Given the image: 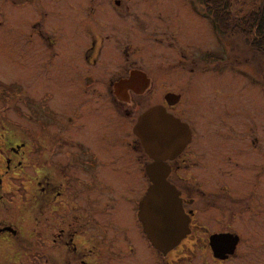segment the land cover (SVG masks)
Segmentation results:
<instances>
[{
	"label": "flooded vegetation",
	"instance_id": "obj_1",
	"mask_svg": "<svg viewBox=\"0 0 264 264\" xmlns=\"http://www.w3.org/2000/svg\"><path fill=\"white\" fill-rule=\"evenodd\" d=\"M22 1L26 7V1L35 4L29 11L33 16L23 20L38 40L35 51L48 56L45 60L54 69L53 76L61 83V91L72 96L74 107L63 115L37 109V131L31 129L30 134L33 144L25 139L27 123L19 126L23 140L4 158L11 167L10 156L19 154V166H24L20 171L27 172L28 155L20 151L34 147L37 182L31 205L36 215L32 218L35 241L22 232L19 221L3 219L0 238L15 237L21 247H35L36 264H264V138L252 137L255 130L252 136L246 133L248 137L239 139L221 132L224 137L220 138L219 130L212 141L195 144L191 125L178 109L185 100L195 101L194 106L198 103L192 86L191 97H185L188 83L182 87L171 83L174 90L165 84L159 88L154 85V74L150 76L139 65L140 32L153 24L175 27L172 38L176 42L184 38L189 44L201 42V0H182L184 8L177 15L168 14L169 5L164 1L160 5L158 0ZM74 7L78 15L72 17L69 13ZM82 19L84 24L79 22ZM195 49L199 52L193 55L202 52L200 44ZM260 65L264 82V63ZM20 90L27 102L26 88ZM156 105L188 124L192 134L176 156L163 161L169 167L166 179L177 189L189 218V230L176 246L162 250L153 245L139 216L140 203L152 183L146 168L154 159L134 131L140 114L130 122L132 112L143 107L142 114ZM27 109L21 102L19 111L24 118ZM194 110L197 121L201 110ZM38 112H46L47 119L42 120ZM103 112L113 113L125 131V139L118 141L122 153L109 164L75 137L91 116L104 119ZM212 112L219 121L228 117L219 116L215 109ZM96 130L98 140L109 139L105 129ZM202 160L207 170L196 169ZM216 161H226L228 168L219 173ZM107 165L113 175L106 171ZM215 170L223 174L222 185L204 189L200 181L186 182L187 175L207 176ZM12 172L0 173V198L7 202L11 187L4 186L5 177L15 188L24 183L16 181ZM124 184L127 189H122ZM48 248L50 252L44 253Z\"/></svg>",
	"mask_w": 264,
	"mask_h": 264
},
{
	"label": "rangeland",
	"instance_id": "obj_2",
	"mask_svg": "<svg viewBox=\"0 0 264 264\" xmlns=\"http://www.w3.org/2000/svg\"><path fill=\"white\" fill-rule=\"evenodd\" d=\"M158 1L160 5L164 2L169 5L167 13L170 15L181 14L183 11L181 10L184 8L182 7V0ZM23 3L22 0H0V85L9 88V92H4L0 88V173L6 169H9L10 172L17 171L18 174L12 172L11 175L18 177L14 179L19 183L24 182L22 187L15 188L8 183V177H5L4 186L9 184L7 187H11L10 199L7 202L0 198V220H8L14 223L19 221L22 224L20 225L22 232L26 234L28 239L31 238L35 241V236L32 233L36 223L32 218L36 215L34 206L31 205L35 202L37 182L34 172L36 153L32 150L34 147H27L20 151L23 152L22 154L25 152V155H28L25 166L27 172L20 171L24 169V166H19L21 159L19 154L15 156L13 153L10 156L12 157L11 167L6 166L8 163L4 157L9 155L11 147L20 141L22 142L24 133L19 130V126L23 123H27L29 129L25 139L29 144H33L30 134L31 129L33 132L37 131L35 129L37 126V120H35L37 109L51 110L63 115L71 112L74 103L72 96L61 91V83L53 76L54 69L50 66L51 64L49 65L48 60H45L48 56L38 54L37 50L35 51L38 40L32 36L30 31H27L26 22L23 21L25 17L33 16V13L29 11L35 9V4L26 1L25 4L28 5L26 7V5H22ZM199 8L202 12L201 32L203 35V37H199H202L200 43L189 44L187 38L176 42L172 38L176 28L172 25L167 28L164 24L158 27L157 24H153L148 27L147 31L142 33L139 31L140 68L149 73L150 76L154 74V85L159 88V85L165 84L169 89L174 90L175 87L169 86L171 83L173 85L180 84L181 87L188 83L189 86H186L188 91H185V97H191L190 87L192 86V91H195L199 100L198 103L194 106L195 101L192 99V101L185 100L180 103L178 109L183 111L184 120L191 125L195 144H197L196 142L212 141L213 137L219 136V130H221L219 132L220 138L224 137L221 135L222 133H228L234 139L244 138L252 136L254 130L252 137L264 138V82L259 70L260 64H263L264 60L259 55L253 56V51L246 47L241 38L228 39L221 35L216 31L210 17L205 13L204 6H199ZM72 10L69 14L72 17L77 16L76 7ZM160 10L165 12L162 7ZM48 14H50L49 10ZM79 22L84 24L83 19ZM71 26L73 25L70 24ZM199 44L202 52L193 55L195 51L199 52L198 49H195ZM193 57H197L198 60L192 61ZM253 57L255 58L253 59ZM153 70H155L154 73ZM20 88H26L27 102L22 99ZM21 102L28 107L26 118L19 111ZM139 105L142 104L139 103ZM141 108L132 112L130 119L132 124L136 121L137 115H141ZM195 108L201 110L202 115V117L197 118V121L193 119L194 114L197 113ZM213 109L219 112L218 115L221 114L219 116H228L227 118L224 117L225 122L221 119L219 121L215 112L213 115ZM40 112L38 114L42 120L47 119L46 112ZM103 114L105 115L104 119L100 116H91L88 125L80 130L75 137L82 140L91 152L98 153L109 164L111 158L122 153V147H118V141L125 139V131H121L120 122L113 113L103 112ZM217 122H223L220 128L216 127ZM123 124L126 125L122 121V127H124ZM98 127L105 129L108 140H98L97 135L100 133L96 130ZM34 137H38V135L34 134ZM43 137L47 140L49 138L48 133L44 134ZM219 156L222 157V151H219ZM199 164L196 169L207 170V163L204 160L200 161ZM215 164L217 165L215 169L219 170V173L221 169L226 170L228 168L226 161H221V163L216 161ZM111 170V165L110 167L107 165L106 171L111 172L109 175H113ZM193 172L196 173L195 170ZM219 173L215 170L214 172L209 171L207 176L202 174L199 177L187 175L186 182L200 181V185H204V189L209 185H222L224 183L221 182L223 174ZM125 180L129 179L126 178ZM122 189H127V185L124 184ZM71 210L68 209L67 212L70 213ZM21 246L15 237L0 238V264H36L34 262L36 259L33 256L36 254L34 253L35 247L30 249L28 245ZM18 247H21L22 250H19ZM47 252H50L49 248L44 251V253Z\"/></svg>",
	"mask_w": 264,
	"mask_h": 264
},
{
	"label": "water",
	"instance_id": "obj_3",
	"mask_svg": "<svg viewBox=\"0 0 264 264\" xmlns=\"http://www.w3.org/2000/svg\"><path fill=\"white\" fill-rule=\"evenodd\" d=\"M134 131L146 152L155 159L147 167L152 184L140 203V219L152 243L158 249H170L189 230V218L178 191L166 180L169 167L163 161L184 148L192 136L191 130L165 107L156 105L140 115Z\"/></svg>",
	"mask_w": 264,
	"mask_h": 264
},
{
	"label": "trees",
	"instance_id": "obj_4",
	"mask_svg": "<svg viewBox=\"0 0 264 264\" xmlns=\"http://www.w3.org/2000/svg\"><path fill=\"white\" fill-rule=\"evenodd\" d=\"M201 3L216 31L228 39L241 38L253 56L259 55L264 60V0H201ZM0 88L9 89L1 85Z\"/></svg>",
	"mask_w": 264,
	"mask_h": 264
}]
</instances>
